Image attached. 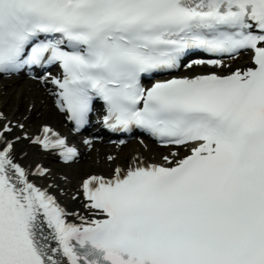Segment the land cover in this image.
<instances>
[{"label": "snow or ice", "instance_id": "snow-or-ice-1", "mask_svg": "<svg viewBox=\"0 0 264 264\" xmlns=\"http://www.w3.org/2000/svg\"><path fill=\"white\" fill-rule=\"evenodd\" d=\"M199 52L250 63L173 75ZM25 77L77 132L100 105L175 150L83 179L82 215L17 144L77 149L47 124L10 138L26 125L0 111V264H264V0H0V80Z\"/></svg>", "mask_w": 264, "mask_h": 264}, {"label": "bare ground", "instance_id": "bare-ground-1", "mask_svg": "<svg viewBox=\"0 0 264 264\" xmlns=\"http://www.w3.org/2000/svg\"><path fill=\"white\" fill-rule=\"evenodd\" d=\"M240 65L241 63H234L235 68H239ZM1 86H3V88H1ZM33 104L35 107L32 111H29V106ZM0 111H3L6 114L8 120L24 123L26 125V128L22 131L18 129L13 131L11 137L13 139L16 135H23L25 132L34 135L41 124H53L54 122H59L61 119V116L54 111L46 98L36 89L35 85L24 81L0 82ZM26 117L27 119H25ZM17 149H23V152L28 154L25 158L23 157V153H21L23 164L32 165L31 163L39 158V153L34 147L28 145L27 142L18 143ZM158 150L161 151V149L154 147H149L144 150L139 145L131 143L118 153L110 152L115 154L116 157L112 162H108L105 158V153L108 152L107 149L100 147L98 153L93 152L89 155L82 156V159L78 164H69V170L66 171L64 180L56 176L55 170L52 168V177L49 179L48 183L55 184L56 188L54 194L59 196L61 195L59 188L63 189L70 187V184H74V182L87 174L93 172L108 173L113 166L119 164L126 165L134 158L144 160L149 159L150 156L152 161H158L159 157L164 153H160ZM39 182L42 183V181ZM79 204L82 206L80 198L78 197L72 205L78 207ZM62 205L66 210L70 211L65 204L62 203ZM74 222L77 223V220Z\"/></svg>", "mask_w": 264, "mask_h": 264}, {"label": "rangeland", "instance_id": "rangeland-1", "mask_svg": "<svg viewBox=\"0 0 264 264\" xmlns=\"http://www.w3.org/2000/svg\"><path fill=\"white\" fill-rule=\"evenodd\" d=\"M67 170H69V167H62V166H60V168L57 171H59L60 173H66Z\"/></svg>", "mask_w": 264, "mask_h": 264}]
</instances>
